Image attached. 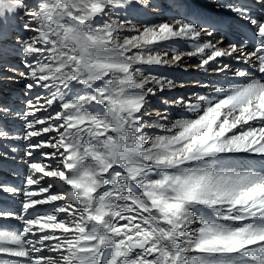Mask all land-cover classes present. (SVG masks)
Segmentation results:
<instances>
[{"label": "snow or ice", "instance_id": "1", "mask_svg": "<svg viewBox=\"0 0 264 264\" xmlns=\"http://www.w3.org/2000/svg\"><path fill=\"white\" fill-rule=\"evenodd\" d=\"M135 5L174 14L141 29L112 18L132 0H0V41L12 40L0 45V73L46 90L16 114L22 135L0 124V139L29 149L25 186L0 184L20 196L18 211L0 208V264H264V81L228 63L214 67L229 57L264 74V0ZM17 27L31 35L12 38ZM168 41L192 50L170 54L161 48ZM186 56L245 82L196 103L161 97L165 109L153 117L149 98L185 85L144 66H177ZM175 105L193 118L168 126ZM10 112L0 105V117ZM153 128L167 134L149 135Z\"/></svg>", "mask_w": 264, "mask_h": 264}, {"label": "bare ground", "instance_id": "2", "mask_svg": "<svg viewBox=\"0 0 264 264\" xmlns=\"http://www.w3.org/2000/svg\"><path fill=\"white\" fill-rule=\"evenodd\" d=\"M233 1L235 3H241V1H239V0H233ZM251 1L253 2V0H251ZM36 2H37V0L30 1L29 5H34ZM153 2L156 4H159V3H161V0H153ZM202 2H203V0H202ZM212 2H214V0H212ZM173 14L174 13L167 8H165L162 11L153 10L151 8L141 9L135 5V0H132V6L128 7L127 9L120 10L117 13H115V11H114V14L112 17H113V19L119 17L121 22L130 21L132 24H135L138 28L142 29L144 26L156 25V24H159L161 22L168 21V20H170V17ZM129 15H131V16L133 15L135 17L130 18ZM225 15H227V14L225 13ZM158 21H160V22L157 23ZM99 22L102 23V21H99ZM236 23H237V26L239 27L241 32L246 33V31H244L242 29H246V30L250 31L246 22H244L242 20H238ZM125 34H128V33H125ZM246 34H249V33H246ZM131 35H136V33L133 32V33H131ZM168 42L169 43L171 42L170 43L171 45H169L171 48H178L179 50L185 51V52L192 50L191 43H189V42H173V41H168ZM165 45H168L167 42H163L161 44V48H163ZM171 48H169L170 54H171ZM157 50H160V49H157ZM12 60H13V62H15L14 59H12ZM12 60H11V62H12ZM224 61L229 62V66L232 70H234L236 68H242L243 70H245L244 67L252 68L253 71L250 72L251 73L250 78H254V79H260L261 78L260 73H258L257 68L250 67L248 65H244L242 61H237V60H234V59L229 58V57L217 58V63H216V65H214V67H216L218 64L219 65L222 64L221 66H223ZM198 63H199V60L197 57H187L186 56L185 62L180 63L177 66H171V67H169V66H144L147 73H150L153 75H159L162 72V74L165 77H167L168 79L175 81L177 84L183 83L185 85L184 87H176L172 91H164L163 93L158 92L156 96L150 97L148 108H149V111L152 113L153 117H155V112L153 110H160L159 108H162V110L165 109V105L161 103V98H160L161 96L173 97L170 100H174V99H177L179 97H182L184 99L193 98L195 100L193 103H196L197 102L196 99H197L198 95H195L194 93L198 92V94L203 95V96L211 99L214 96H216V93L214 91L215 88L227 86L229 82H235L236 83L237 79H243V78L234 76L233 71H228L226 74L225 73H218V72H215L212 70L205 72L203 69H198L195 67V65ZM203 79H205L206 82H204ZM201 82H202V84H201ZM203 83H207V84H203ZM30 93H32V92L30 91ZM44 93H45V91H44ZM6 94H7V96L11 95V93L9 94V92H7ZM81 94H83V93H81ZM209 94H211V95L209 96ZM41 95H44V94H41ZM4 102H6L5 98L0 99V104H3ZM15 109H13V111H15ZM19 110L20 109H17V112ZM47 112H52V109L51 108L47 109ZM46 114L47 113H38L37 115H46ZM167 114H169L168 115L169 121L166 122L168 124V126H170V124L175 121L174 118H176L178 116L177 114L182 115V118H185L187 116H191V117L194 116V113L187 111L186 108H182L179 105L169 107L167 110ZM53 115H54V112H53ZM182 118H180V119H182ZM172 119H174V121ZM11 122H12L13 128H14V125L17 126L15 119H12ZM4 126L6 127L5 124H4ZM154 130H152V131H154ZM148 134H150V130H149ZM48 136H49V134H48ZM0 147H2V146H0ZM8 149L9 148H5V150H8ZM36 151H51V149H43V150H36ZM17 152H19V151H17ZM13 156L15 157V159H9L11 161L9 163V165H7L9 168L7 166L2 168L3 165L0 164V184L7 185L9 187H11L10 183L12 181H10L11 178L9 179L10 176L7 173L13 171L14 168H16V166H15L16 161L20 160V157H18L16 155H13ZM28 159L29 158H27V160ZM41 159L47 160V162H49L50 158L41 157ZM13 160H15V161H13ZM18 163L21 164V161ZM18 167L22 168L23 170L27 169V167L20 165V166H17V170L14 173L18 172ZM38 175H42V174H38ZM24 180H25V178L23 176L17 174L14 182H16L17 185L25 186ZM16 199H15L13 194L0 191V208L16 210L17 208L14 206L15 205L18 206L19 204H17V203L18 202L20 203V201H17ZM3 204H4V207L1 206ZM44 207L47 208L50 206H44ZM6 223H10L12 225L18 226L22 222L16 221V220H9V221H6ZM121 223H123V221Z\"/></svg>", "mask_w": 264, "mask_h": 264}, {"label": "rangeland", "instance_id": "3", "mask_svg": "<svg viewBox=\"0 0 264 264\" xmlns=\"http://www.w3.org/2000/svg\"><path fill=\"white\" fill-rule=\"evenodd\" d=\"M30 1H34V0H24V2L26 4H28V5L30 4ZM115 13H117V12H115ZM129 17L130 18H134L135 16L129 15ZM159 22L160 21H158L157 23H159ZM16 24L18 26L20 24V21L17 20L16 21ZM17 35H25V36H28V35H31V33L24 32L22 29H19L17 27V29L15 31H12L11 32V37L12 38H15ZM4 43L11 44L12 43V40L10 39L8 41H0V45H2ZM170 43L167 42L168 45H171ZM169 48H171V47H169ZM12 59H14L15 62H13ZM21 59H23V57L21 55H18V54H14V55H12L10 57V61L12 60L11 63L16 68H18L20 72H23V71H25V69H24L23 65L21 64ZM224 63H228L229 64L228 61H224ZM221 65L218 64L216 67H220ZM10 75H14V79L13 80H8V79H4L3 78L4 76H10ZM158 76H164V75L161 72ZM0 78H1L0 79V99H2V98H5L6 99V102H4L3 104H0V105H6L11 110V112H10L9 116H7V118H2V117L0 118V124H3V125L5 124L7 130L9 131V134L12 135V136L22 135L23 134V131H24V129H23V120L20 119L16 114L19 113V112H21V111H23L25 109V106H26L27 101L29 99L34 98V95H35V92L36 91H39L41 94H45L46 93V90L35 89V90L31 91L32 93H30V91L28 89H26L25 86H24L25 83H27L28 81L25 79V77L20 76L19 73H17V74H13L11 72L0 73ZM203 81L206 82L205 79H203ZM201 84H202V82H201ZM203 84H207V83H203ZM44 91H45V93H44ZM7 92H9V94L11 93V95L10 96L9 95L7 96V94H6ZM194 94L195 95H198V96H203V95L198 94V92L197 93H194ZM210 95L211 94H209V96ZM161 97H164V98L168 99L169 101H171L170 99L173 98V97H166V96H161ZM179 98H181V97H179ZM186 100H191V102H194L195 101L193 98H187ZM13 109H15V111H13ZM17 109H20V110L17 112ZM159 109L162 110V108H159ZM167 115H169V114H167ZM177 115H176L177 117L174 118L175 120H178V119L182 118V115H179V114H177ZM185 118H193V117L187 116ZM12 119H15V122L17 123V126L14 125V128H13L12 122H11ZM174 119H172V120L174 121ZM154 129H150V134L149 135H153V134H155V135L167 134L161 128H158V129L157 128H154ZM152 130H154V131H152ZM52 135H54V134H49V137H51ZM35 139H38V138H35ZM0 142H1L0 143L1 145L0 146H2V147H0V152L7 151V153H8L7 157H4V159L3 158H0V164L3 165L2 168L5 167V166H7V165H9V163L11 162L9 159H13V157H14L13 155H16V156L20 157V160L16 161V165H15L16 168H14L13 171L10 170L11 172H8L7 173L10 176L9 179L11 178L10 181L14 182L15 179H16V175L17 174H19V175H21V176H23L25 178V176L27 174V169H25L23 171V173H20L19 170L22 169V168H19L18 167V172L17 173H14V172H16L17 166L23 165L24 167H27L26 164L24 163V161L27 160V158H29V157H27V156L24 155V153L29 150L27 148V142L26 141H23V140H12V139H0ZM5 148H9V149L8 150H5ZM13 148H15L19 152H17V151L15 153L12 152V149ZM34 154H35V152H34ZM39 159L42 160L41 157H39ZM13 161H15V160H13ZM20 161H21V164L18 163ZM43 161L44 162H47V160H43ZM22 186L23 185H21L20 188ZM14 197H15V199L17 198L16 199L17 201H20V196L19 195H15ZM17 204L20 205L19 202ZM19 205L18 206H16V205L14 206V207L17 208L16 209L17 211L20 208ZM1 206L4 207V204L1 205Z\"/></svg>", "mask_w": 264, "mask_h": 264}]
</instances>
